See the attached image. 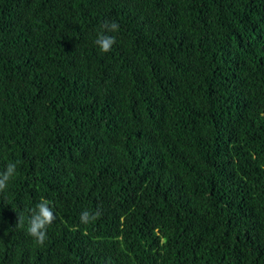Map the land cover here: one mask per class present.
<instances>
[{"label":"trees","instance_id":"16d2710c","mask_svg":"<svg viewBox=\"0 0 264 264\" xmlns=\"http://www.w3.org/2000/svg\"><path fill=\"white\" fill-rule=\"evenodd\" d=\"M10 162L0 264H264V0H0Z\"/></svg>","mask_w":264,"mask_h":264},{"label":"clouds","instance_id":"9594fccd","mask_svg":"<svg viewBox=\"0 0 264 264\" xmlns=\"http://www.w3.org/2000/svg\"><path fill=\"white\" fill-rule=\"evenodd\" d=\"M103 28L106 32H117L119 31V24L116 21H105ZM96 45H98L102 53H108L112 50L113 45L116 43L114 36H109L106 34H99L95 40ZM17 164L8 163L6 170L0 172V192L4 191L7 187L8 181L14 177L16 174ZM31 216L29 218V223L27 227V233L33 237L37 244L43 245L47 239V228L56 219L52 209L49 206V201L42 199L36 204L34 209H30ZM101 215L100 211L95 213H90L84 211L81 213V222L89 223L94 221ZM23 226V217L18 214V224L16 227Z\"/></svg>","mask_w":264,"mask_h":264}]
</instances>
